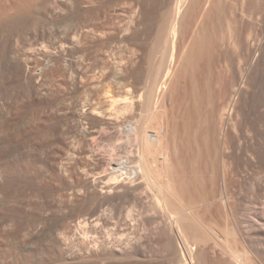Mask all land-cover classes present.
<instances>
[{
  "label": "rangeland",
  "instance_id": "374dc122",
  "mask_svg": "<svg viewBox=\"0 0 264 264\" xmlns=\"http://www.w3.org/2000/svg\"><path fill=\"white\" fill-rule=\"evenodd\" d=\"M183 1L174 35L173 75L163 84L170 98L163 103L157 95L155 109L143 108L148 127L165 128L168 121L169 132L179 131L177 156L187 154L184 162L171 157L167 174L174 175L171 187L182 198L179 202L171 192L164 195L163 217L151 203L150 187L142 189L144 199L138 201L137 193L125 192L133 182L126 174L115 183L98 178L109 171L111 162L128 150L135 153L139 145L138 137L127 139L122 123L133 112H128L129 97L141 88L149 91L169 60L172 44L165 42L166 27L176 0H0V264H36L44 254L54 260L64 249L54 247L46 233L64 230L71 248L81 229H136L141 234L184 229L171 235L182 251L176 264H234L225 246L245 249L249 256L264 248V0H220L221 8L207 6L204 14L194 10L196 0ZM108 66L126 70L130 83L115 82ZM121 98L130 105L122 110L126 116L113 113L116 105L127 104L120 103ZM195 131L201 137L199 145L192 142L193 136L197 140ZM203 134H208L207 143L201 141ZM224 136L229 145L223 164L222 143L215 142ZM197 154L203 162L196 160ZM209 156L216 158L212 157L214 168L213 161L211 168L207 164ZM205 164L216 172V195L223 179L227 182L228 207L198 188ZM208 170L205 175L211 179ZM153 173L152 180L165 177ZM197 194L211 202L197 207L191 201L194 212H182L187 220H168V212L182 202L187 206L196 197L197 203ZM104 200L109 203L102 204ZM208 207L211 212L204 213ZM189 219L205 234H191ZM238 229L250 235L251 245L238 240ZM193 234L197 242L207 235L209 247L203 246L206 239L197 247ZM27 245L32 254H26ZM256 258L264 264L260 252Z\"/></svg>",
  "mask_w": 264,
  "mask_h": 264
},
{
  "label": "bare ground",
  "instance_id": "6f19581e",
  "mask_svg": "<svg viewBox=\"0 0 264 264\" xmlns=\"http://www.w3.org/2000/svg\"><path fill=\"white\" fill-rule=\"evenodd\" d=\"M183 0H176L174 6L171 8V15H172V19L170 20V23H168L166 29L168 31L167 35L165 36V42L168 43V41L172 44V52L169 54L170 57H169V60L167 61V63L164 65L161 73L159 74V76L157 77L158 80L156 82H154V85H152V88L149 89V91H144L145 88H141L137 94H134L133 96H130L129 99H130V105L131 107H129L130 105L125 101V102H122V99L124 98H121V102L118 100L117 102H120V103H127V104H123L124 106H121L122 107H117L118 105H116V107H114V112H120L122 110H126V107H129L130 109L128 110V112L131 110V108H133V112H132V115H131V119H127L126 121L128 122H124L122 124H124L125 126V132L128 134L127 136V139L128 140H131L132 137H138L139 138V145L134 152H132V149L131 150H128V154H126V156H123L121 158H119L117 161H113L111 162V168H109V171L106 172L104 174L103 177H100L98 178V181H102V180H105L107 179L106 182L108 183H115L117 180H118V176L122 175V174H126L127 177H131L133 179V182L131 183L130 187H127L125 189V192L126 194H135L137 193V198H138V201H142L144 198H143V195L145 194L144 191L142 190L144 187H146V189H148L150 187V189H152L154 192H153V196H152V204L154 205V207L156 208V212L161 213V216L162 213L166 214L164 211L165 209H162L164 206V195H166L167 193L170 194L173 193L174 196H175V200L177 201H181V198L182 197H178V194H175L174 193V190L172 189L173 187H171L172 185H174L173 183L171 184L170 181L173 179V176L172 178L170 177V175H168L167 173L170 171L169 170V166L172 164L171 163V157L174 156L176 158H179L177 156L179 150H180V145H178L177 143V139H180L181 135L179 136V138L177 137V134L178 132H176V130H171V132H169V128H168V125H169V122L167 121V123L165 124V128L163 127H158L157 125L153 126L152 124L148 127V119H145L143 118V116L145 115L146 116V112L145 114H143V111L144 109L143 108H147L150 110L151 106L153 107V109L156 108V105H157V101H155V103H153V99L155 97L158 96H161L160 98L162 99L163 103H167L168 100H169V96H168V93L167 91L165 90L163 84L166 83L168 81V77L170 75V73L172 72V63L174 62V40H175V31H176V26H177V22L178 21H181V17H182V13H181V3H182ZM191 1V0H190ZM183 2L186 3V1L184 0ZM220 0H196V4H195V8L194 10L196 9V11L198 13H205L207 11V6L210 7L211 9L214 7H220ZM226 3V2H224ZM185 5V4H184ZM221 6H223V4H221ZM187 7V6H186ZM189 7V6H188ZM225 7V6H224ZM209 8V9H210ZM221 8V7H220ZM218 9V8H217ZM215 9V10H217ZM185 10V9H184ZM221 10V9H220ZM219 10V12L221 13V11ZM195 11V12H196ZM225 11V10H224ZM189 12V11H188ZM214 12V11H213ZM211 13V11H210ZM215 13V12H214ZM213 14V13H212ZM218 14V13H217ZM191 15V14H190ZM189 15V16H190ZM224 15V14H223ZM222 15V16H223ZM188 16V17H189ZM193 16V15H192ZM221 16V15H220ZM219 16V17H220ZM191 17V16H190ZM196 18V17H195ZM189 19V18H188ZM179 26V24H178ZM192 31V30H191ZM196 39V38H195ZM255 43V41H254ZM169 44V43H168ZM248 44V43H247ZM250 44V43H249ZM248 44V45H249ZM251 44L252 46L255 45L252 43L251 41ZM250 44V45H251ZM169 46V45H168ZM170 47V46H169ZM168 47V48H169ZM199 53V52H198ZM195 54V52H194ZM168 55V56H169ZM197 55V54H196ZM201 55V54H200ZM188 56V54H187ZM191 56V55H189ZM195 58V56H194ZM186 59V57H185ZM188 59V58H187ZM194 60V59H193ZM197 57H196V61H195V67H197ZM201 61V60H200ZM182 64V63H181ZM191 64V62H190ZM182 66V65H180ZM108 68V71H109V74H110V77L115 81V82H120V81H124V83H130L129 81H127V79L129 78V73L126 72V70L124 71H121L119 68L118 69H114L110 66L107 67ZM189 68V67H188ZM181 69V68H180ZM183 69H185L183 67ZM197 69V68H195ZM195 71V70H194ZM243 74V73H242ZM173 75V74H172ZM170 75V76H172ZM175 75V74H174ZM240 76L241 73H240ZM243 77V76H242ZM195 78V77H194ZM193 78V79H194ZM96 80H98L99 78L98 77H95ZM242 79V78H241ZM196 80H197V77H196ZM122 81V83H123ZM195 81V80H194ZM197 82V81H196ZM127 83V84H128ZM178 83V82H177ZM125 84V86L127 85ZM160 84V86H159ZM130 85V84H129ZM158 85V86H157ZM197 86V85H196ZM130 87V86H129ZM128 87V89H130ZM191 88V87H190ZM197 89V88H196ZM129 91V90H128ZM197 92V91H196ZM193 95V93H192ZM197 96V95H196ZM137 97V100L138 99H142V101L140 103H134V99ZM127 98V97H126ZM125 98V99H126ZM128 99V100H129ZM195 99V98H194ZM116 101V100H113V102ZM124 101V100H123ZM194 101V100H193ZM187 103V102H186ZM113 104V103H111ZM192 104V103H191ZM196 104V102H195ZM129 105V106H128ZM187 106V104H185ZM197 105V104H196ZM194 107V106H193ZM146 109V110H147ZM190 109V108H189ZM137 111L138 110V113H134V111ZM195 110V109H194ZM228 109H225L223 110L224 111V114H223V118H226V121L227 119L229 118L226 114V111ZM102 111V110H101ZM100 111V112H101ZM104 111H102L101 113L103 114ZM123 114L124 112L127 113V111H122ZM131 112V111H130ZM113 113L110 115H113ZM134 113V114H133ZM128 114V113H127ZM131 114V113H129ZM190 114V113H189ZM109 115V113H108ZM109 115V116H110ZM195 115V114H194ZM124 116H126V114H124ZM130 115H128L129 117ZM144 116V117H145ZM147 117V116H146ZM190 117V116H189ZM193 117V116H192ZM125 118V117H124ZM144 119V123L141 124L140 120L141 119ZM190 119V118H189ZM124 121V120H123ZM194 121V120H193ZM198 121V120H197ZM140 122V123H139ZM195 122V121H194ZM193 122V123H194ZM188 125V124H187ZM192 126V125H191ZM192 128V127H190ZM196 128V127H195ZM194 128V129H195ZM186 129V128H185ZM193 129V128H192ZM197 130V128H196ZM191 132V131H190ZM188 133V132H187ZM197 133V134H195ZM204 133V132H203ZM197 135V140H195L194 137L196 136H192L189 137V140L190 138H192V142L194 140V142L198 143L200 142V136L198 135V132H193L192 135ZM200 134V133H199ZM188 135V134H187ZM202 135V133H201ZM208 134H206L207 136ZM219 135V134H218ZM204 134H203V139L205 140H201V141H207L208 142V139L206 140V138H208V136L206 137ZM210 136V135H209ZM214 136V135H213ZM212 136V138H214ZM217 136V135H216ZM222 136V135H221ZM184 137V136H183ZM206 137V138H205ZM220 137V136H219ZM102 138H106L104 134H102ZM188 138V136H187ZM211 138V137H210ZM218 137H215V141ZM184 139V138H183ZM183 139H181V141H183ZM210 140V139H209ZM212 140V139H211ZM210 140V141H211ZM180 141V142H181ZM188 141V139H187ZM214 141V140H212ZM179 142V140H178ZM189 142V141H188ZM187 142V145H190V143L188 144ZM206 142V143H207ZM222 143V158H221V162L224 164V159H223V152L227 150L228 148V145H229V140L227 139L226 136L222 137L219 141V138H218V141L217 143L215 142V144H219ZM182 143V142H181ZM184 144H186V140L185 142L183 141ZM182 143V145H184ZM201 144L198 143V145ZM214 144V145H215ZM192 145V144H191ZM190 147L187 146L189 149L193 148V147ZM196 145V147L198 146ZM210 145V143H209ZM194 146H195V143H194ZM201 146V145H200ZM206 146V144H205ZM211 146V145H210ZM217 145H215L216 147ZM129 147V146H127ZM213 147V146H212ZM214 147V148H215ZM220 147V149H221ZM185 148V146H184ZM200 148L199 146L197 147V149ZM211 148V147H210ZM210 148H209V151H210ZM212 148V149H214ZM125 149V148H124ZM187 149V148H185ZM205 149V148H204ZM192 151H194L193 149H191ZM190 150V151H191ZM199 150V149H198ZM197 150V151H198ZM134 151V150H133ZM196 151V152H197ZM219 151V152H220ZM195 152V153H196ZM213 153V151H211ZM203 153V152H202ZM194 155V153H193ZM196 155V154H195ZM201 155V154H200ZM210 155V154H209ZM220 155V154H218ZM187 157V154L185 155ZM185 156H182L185 158ZM203 156V155H202ZM206 156V155H205ZM215 156V155H214ZM172 157V158H174ZM179 158L180 160H182V162H184L185 159H182ZM193 157V156H192ZM196 157V160H199V161H202L200 159H197V158H203V157H199L198 154ZM211 157V159H209ZM213 156H209L208 160L210 163L207 162L208 166L210 167V165L212 166V162L213 159H216L215 157ZM175 158V162L177 161ZM194 158V157H193ZM207 158V157H205ZM178 160V161H180ZM187 160V159H186ZM204 160V159H203ZM206 160L204 163H206ZM219 160V158H218ZM174 161V160H173ZM181 161L178 162L179 164L181 163L183 165ZM198 161H196L197 163ZM203 162V161H202ZM193 163V162H192ZM191 164V163H190ZM207 164H205L206 166V170H208V166ZM210 164V165H209ZM215 164H216V171H217V163H216V160H215ZM110 165V164H109ZM173 165V164H172ZM203 167H204V164H202ZM213 165H214V161H213ZM180 166V165H179ZM188 166V165H187ZM191 166V165H190ZM198 166V165H197ZM178 167V166H177ZM186 167V166H185ZM199 167V166H198ZM215 167V165L213 166V168ZM172 168V166L170 167ZM183 168V167H182ZM201 168V167H200ZM198 168V169H200ZM208 168V169H207ZM211 168V167H210ZM212 168V169H213ZM181 169V168H180ZM203 169V168H202ZM200 169V170H202ZM153 170L156 171L159 175H161L164 179H161L160 182L159 179L157 180V177L154 178L157 182H158V185L157 183L155 184V182L150 178L152 177V174H155L153 173ZM206 170L204 171H201L199 172V174L203 173V178H205L208 174L205 172ZM215 171V169H213ZM186 171V170H185ZM212 172V170H208L209 174ZM117 172H120L119 174H116ZM172 173V171H171ZM216 172H212V175L214 174L215 175ZM173 174V173H172ZM182 174V173H181ZM207 174V175H205ZM179 175V174H178ZM212 175H209V176H212ZM214 175L211 177V179H209L210 177H206L205 179L201 178V175H197L199 176V179L197 176V184L201 185H197L198 188L200 189H203L204 191L208 190L212 196H215L219 199H221L223 201V203H227L224 204V206L226 205L228 207V192H227V182L222 181V189L218 192V195L217 192L214 190V181H215V178H214ZM154 176V175H153ZM160 176V177H161ZM205 176V177H204ZM186 177V176H185ZM193 177V176H192ZM195 177V176H194ZM193 177V178H194ZM195 179V178H194ZM193 179V180H194ZM209 179V180H208ZM213 179V181H212ZM191 180V179H190ZM207 180V181H210V183H207L205 182L204 184V181ZM171 182H175V181H171ZM171 184V185H170ZM193 184V183H192ZM191 187V186H190ZM197 189V187H196ZM145 190V189H144ZM149 190V189H148ZM176 190V189H175ZM193 190V189H192ZM143 191V192H142ZM194 191V190H193ZM197 191V190H196ZM195 191V192H196ZM150 192V191H149ZM189 192V191H188ZM192 192V191H191ZM193 192V193H195ZM198 193V192H196ZM184 194V192H183ZM192 193L189 192L188 195H191ZM193 195V194H192ZM136 196V195H135ZM134 196V197H135ZM181 196V195H179ZM146 197V196H145ZM185 197V196H184ZM193 197V196H191ZM173 198V196L171 197ZM190 198V197H188ZM193 198H196V197H193ZM189 199L190 202L189 205H185L183 202L182 204H180L179 207H177V209L175 208L173 210H171V212H168V213H172L170 215H168V217H170V220L172 219L173 223L177 222L178 220H180L181 222L183 221L181 218H184V216H189L190 213H188L187 211L190 209L191 211H193L192 209V206L195 204V206H199L201 204H204V203H209L211 202V200H208L206 198H203L201 197V195H198L197 194V203H196V199ZM206 199V200H204ZM185 200V199H184ZM173 201V199L171 200ZM183 201V200H182ZM193 203H192V202ZM195 201V202H194ZM144 202V201H143ZM142 202V203H143ZM174 202V203H173ZM172 203L175 204L176 201H173ZM178 202V203H179ZM108 200H104L102 202V204H108ZM150 203V202H149ZM192 203V204H191ZM152 204L151 207L152 208ZM177 204V203H176ZM190 204L192 206H190ZM197 204V205H196ZM146 205V204H145ZM150 205V204H149ZM165 205V204H164ZM179 205V204H178ZM176 205V206H178ZM163 206V207H162ZM148 207V208H149ZM174 207V205H173ZM192 209H191V208ZM226 207V208H227ZM147 208V207H146ZM165 208V207H164ZM133 209V208H132ZM173 209V208H172ZM188 209V210H187ZM195 209V208H194ZM210 208H205L203 209L202 211L205 213V211H210L209 210ZM154 210V209H153ZM186 210V214L183 215V211ZM226 211V209H225ZM224 211V212H225ZM130 212V210H129ZM194 212V211H193ZM211 212V211H210ZM182 213V214H181ZM207 213V212H206ZM227 213V211H226ZM188 214V215H187ZM192 214V212H191ZM211 214V213H209ZM215 214V212H214ZM225 214V213H224ZM182 216L183 217H180L179 216ZM129 216V215H128ZM166 216V215H164ZM163 216V217H164ZM211 216L214 217V215L211 214ZM211 217V218H213ZM226 217H227V214H226ZM179 218V219H178ZM191 218V217H190ZM184 219H188L187 218H184ZM185 220V221H186ZM213 220V219H212ZM216 221V219H214ZM171 221V222H172ZM218 221V220H217ZM179 222V221H178ZM177 222V224H178ZM191 222L190 219L188 220V225L190 224V228H187L190 229L189 232L193 231L195 233H203V229L201 231L200 229V226L197 224H195L193 222L192 223H189ZM86 223V222H85ZM166 223V222H165ZM187 223V222H186ZM185 223V225H186ZM168 224V223H167ZM176 224V225H177ZM175 225V224H174ZM180 225V224H179ZM169 227V226H168ZM179 227V226H178ZM184 230V229H182ZM181 230V231H182ZM180 229H157L156 232L154 233H147V234H141V232L137 231L136 229H81L74 237V242L76 243V246L74 247H71L68 246L67 244H69V241H66L67 239V236H68V232L67 231H49L46 233V236L50 239L51 241V244L54 246V247H61L64 249V251H60L58 254L55 255V259L53 260V258H49L46 256V254H44L45 256H42L41 258H39L36 262V264H169V262H171L170 264H172L176 260H179L180 259V254L182 251H180V244L179 246H177L178 244L176 243L175 245V241L174 244H173V241L171 238L174 236L173 234H179L180 235ZM185 231V230H184ZM183 231V232H184ZM197 231V232H196ZM201 231V232H200ZM224 231V229H223ZM227 231V230H226ZM224 231V232H226ZM238 234L240 236V238H238V240L242 241L243 243L246 242L247 244L251 245V237L249 234H247V232H245L243 229H238ZM205 232V231H204ZM170 233V234H169ZM185 234V232L183 233ZM189 234V233H188ZM188 234H186L188 236ZM192 234V232H191ZM205 234V233H203ZM202 234V235H203ZM207 234V233H206ZM235 234V233H234ZM173 235V236H171ZM193 235H197V234H193ZM200 235V236H202ZM183 236V235H182ZM186 236V237H187ZM207 235L205 236H202L204 237L203 241L205 240L206 242H203L202 239L200 238L201 241L197 242L198 241V235H197V239L193 237L192 240L196 239V246L198 247V243L200 242H203L205 243L206 245H203V246H208V238L206 237ZM176 237V236H174ZM227 237V236H226ZM189 238V237H188ZM235 238V239H236ZM176 239V238H175ZM184 239V238H183ZM186 239V238H185ZM211 239V238H210ZM226 239V238H225ZM187 240V239H186ZM191 240V241H192ZM208 240V241H207ZM229 240V238L227 239ZM226 240V241H227ZM185 241V240H184ZM225 241V242H226ZM230 241V240H229ZM228 241V242H229ZM193 242V241H192ZM211 242V240H210ZM209 242V243H210ZM227 242V243H228ZM237 242V241H236ZM232 243V242H231ZM235 243V241L233 242ZM245 243V244H246ZM185 244H186V241H185ZM188 244V243H187ZM190 244V243H189ZM192 244V243H191ZM194 244V245H195ZM226 244V243H225ZM238 244V243H237ZM240 244V243H239ZM246 244V245H247ZM211 245V244H210ZM229 245H230V242H229ZM228 245V246H229ZM247 245V246H249ZM253 245V244H252ZM260 245V244H259ZM28 246V245H27ZM191 246V245H189ZM235 246V245H234ZM240 246V245H239ZM245 246V245H244ZM196 247V248H197ZM209 247V246H208ZM224 247V246H223ZM242 247V246H241ZM250 247V246H249ZM264 247V246H263ZM190 248H193L194 247H190ZM203 248V247H202ZM206 248V247H205ZM204 248V249H205ZM211 248V247H210ZM213 248H215L216 250V243H215V246H213ZM211 248V249H213ZM219 248V247H218ZM222 248V247H221ZM225 250L228 252V255L231 256L233 259H234V264H261L260 261H256L255 259L256 258V255L259 254H262L264 256V248L262 249H259V248H256L254 252H252V255L253 256V253L255 254V259L251 256H249L246 252V250H238L237 247H232V245H230V247H224ZM251 248V247H250ZM198 249V248H197ZM201 249V247H200ZM199 249V251H200ZM220 249V248H219ZM223 249V248H222ZM33 250V249H32ZM32 250H31V247L28 246L27 249H26V254H32ZM221 250V249H220ZM224 250V249H223ZM222 250V251H223ZM225 250L223 252H225ZM248 250V249H247ZM191 251V249H190ZM195 251V250H194ZM198 251V250H197ZM35 252V251H34ZM192 254H194L193 250L191 251ZM204 252V251H203ZM214 252V250L212 251ZM199 253V252H198ZM197 253V254H198ZM216 253V252H215ZM35 254V253H34ZM221 254V253H220ZM201 255V254H200ZM205 255V253L203 254ZM223 255V254H222ZM225 255V254H224ZM202 256V255H201ZM208 256V255H207ZM206 256V257H207ZM27 257V256H26ZM204 256V259L206 258ZM203 259V257H202ZM175 260V261H174ZM181 260V259H180ZM192 260V259H191ZM180 262L178 261L177 264H179ZM186 263V262H185ZM31 264V263H30ZM181 264V263H180ZM183 264V262H182ZM206 264V263H205Z\"/></svg>",
  "mask_w": 264,
  "mask_h": 264
}]
</instances>
